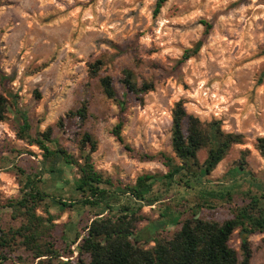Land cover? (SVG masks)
Here are the masks:
<instances>
[{"label":"rangeland","instance_id":"obj_1","mask_svg":"<svg viewBox=\"0 0 264 264\" xmlns=\"http://www.w3.org/2000/svg\"><path fill=\"white\" fill-rule=\"evenodd\" d=\"M156 1L0 0V94L17 109L0 123V207L19 195L22 176L16 167L37 169L41 161L36 147L16 137L17 111L28 117L34 133L52 126L61 144L75 153L68 134H61L56 124L82 100L89 102L91 115L86 128L98 140L94 164L124 184L135 183L142 174L167 173L162 155L173 156L171 111L179 100L188 114L201 121L220 120L226 132L245 136V143L234 146L197 191L155 185L152 195L160 199L142 205L149 221L138 225L137 245L150 248L154 237L171 238L180 222L193 215L223 222L244 194L264 193V157L256 149L257 139L264 138V0H168L154 16ZM205 23L211 25L206 35ZM200 39L199 53L179 66L183 52ZM95 60L102 61L99 75L113 78L119 96L126 68L139 82L155 83L143 103L129 102L124 144L111 133L118 122L116 103L88 77L87 63ZM140 155L153 159L143 161ZM205 157L204 151L199 154L201 163ZM243 158L245 172L235 174ZM64 176L72 179L68 170ZM45 179L49 192L61 191L64 201L71 196L62 182ZM225 190L231 196L222 199ZM49 211L57 217L56 235L66 237L60 248L71 246L74 252L72 260H60L76 264V237L84 234L97 210L50 206ZM10 213L0 208L2 227L18 225ZM249 240L251 264H264V234ZM230 245L239 251L238 232ZM83 261L87 264L88 258Z\"/></svg>","mask_w":264,"mask_h":264},{"label":"trees","instance_id":"obj_2","mask_svg":"<svg viewBox=\"0 0 264 264\" xmlns=\"http://www.w3.org/2000/svg\"><path fill=\"white\" fill-rule=\"evenodd\" d=\"M168 0H157L153 15L157 16ZM205 35L211 25L205 23ZM203 45L198 40L183 52L178 65L194 58ZM102 61L88 62V77L96 79L106 99L116 103L118 122L111 130L120 144H124L122 131L126 123L125 114L130 101L143 103L144 96L155 89L153 81L139 82L131 69L122 71L119 83L121 96L115 88L113 78L99 75ZM0 80H4L0 72ZM16 103L0 94V123L6 122L9 113H14ZM15 134L18 140L40 151V166L25 169L16 167L22 176L19 195L7 200L0 208L10 210L17 226L0 225V264H51L53 260H72L71 246L61 249L64 233L56 235L57 217L50 213V206L62 211L81 206L97 210L89 218L77 245L76 264H251L252 235L264 234V193L244 194L242 203L233 205L231 217L223 222L204 220L196 215L180 222V228L171 238L154 237V245L145 248L137 245L135 237L138 225L149 221L142 213V205L149 206L159 201L152 195L154 187L163 183L166 187H178L184 191H197L218 165L228 156L234 146L243 145V134L226 132L222 121H201L188 114L183 100L177 101L171 111L170 147L173 156L163 154L167 173L139 175L135 183L124 184L99 171L93 161L98 150L94 132L86 128L90 118L89 102L82 100L77 108L61 117L56 127L61 134H68L75 153L64 147L52 126L44 131L32 132L28 117L21 113ZM129 150V147L125 145ZM256 149L264 157V138H258ZM205 152L201 163L199 154ZM141 160H152L149 155H140ZM233 170L235 174L245 172L243 163ZM1 162V157H0ZM67 170L72 179H66ZM69 187L70 197L62 198L61 191L47 190L45 178ZM55 190H58L55 187ZM222 199L230 197L229 190ZM58 194V195H57ZM210 197L214 193L207 194ZM205 204L207 201H203ZM203 203V204H204ZM200 208L201 205H198ZM235 232L240 236V249L230 245ZM67 261V262H68ZM60 264L64 263L60 260Z\"/></svg>","mask_w":264,"mask_h":264}]
</instances>
